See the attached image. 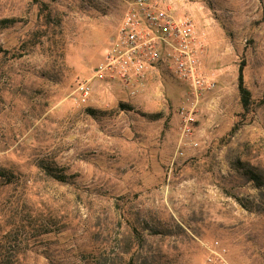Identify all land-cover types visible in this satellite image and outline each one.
<instances>
[{"label": "rangeland", "instance_id": "374dc122", "mask_svg": "<svg viewBox=\"0 0 264 264\" xmlns=\"http://www.w3.org/2000/svg\"><path fill=\"white\" fill-rule=\"evenodd\" d=\"M46 1L55 24L12 62L13 94L0 102V165L34 181L37 161L51 159L76 184L44 177L36 186L69 224L60 236L41 237L27 260L203 264L219 241L231 264H264V103L246 112L238 91L245 63L253 99L264 97V0H167L195 23L202 68L217 84L183 141L178 110L192 87L166 69L150 71L139 88L100 85L88 105L73 100L77 83L104 60L131 0ZM39 7L0 0V48L15 50L41 33ZM248 169L261 180H250ZM128 219L141 239L131 236ZM130 243L137 252L121 256L119 244L129 250Z\"/></svg>", "mask_w": 264, "mask_h": 264}, {"label": "built area", "instance_id": "2783aa9c", "mask_svg": "<svg viewBox=\"0 0 264 264\" xmlns=\"http://www.w3.org/2000/svg\"><path fill=\"white\" fill-rule=\"evenodd\" d=\"M203 52L195 23L188 17H178L167 0H131L104 60L91 78L77 83L73 100L88 105L100 85L120 83L136 89L145 85L150 71L166 69L192 87L191 97L187 96L178 110L183 141L193 135L201 103L217 90L216 82L202 68ZM208 250L203 264H231L227 248L219 241Z\"/></svg>", "mask_w": 264, "mask_h": 264}, {"label": "trees", "instance_id": "16d2710c", "mask_svg": "<svg viewBox=\"0 0 264 264\" xmlns=\"http://www.w3.org/2000/svg\"><path fill=\"white\" fill-rule=\"evenodd\" d=\"M34 1L40 6L41 33L34 34L15 50L0 48V102L5 100V92L12 93L13 85L16 82L11 73L12 62L33 52L55 24L53 11L49 3L46 0ZM7 22L12 23L14 20H7ZM238 91L240 104L246 112H250L253 105L264 103V97L256 102L252 97L251 90L246 85L245 63H242L239 67ZM237 129L236 125L232 132L234 133ZM35 166L37 168L36 177L29 176L34 179L33 181L16 167L0 165V264H31L27 260L29 248L33 249L35 245L41 243V237L43 236L52 233L57 236L64 234L66 232L64 227L69 224L66 221V216L60 213L53 204L44 202L36 186L40 184V180L44 177L49 182L51 181L53 185H75L74 175L51 159H41L37 161ZM246 174L250 180H261L259 174L251 169H248ZM238 200L245 208L251 209L243 198ZM121 216L124 219L127 218L125 212H120ZM129 222L132 226L131 236H134V238L138 236L141 239L142 233L134 224V221L129 220ZM55 227L58 228L56 232H44L45 229L52 230ZM121 246L119 244L118 248L121 256L131 254V252L135 254L139 249L137 247L139 245H133V243H130L129 250H125ZM93 251H95V248ZM42 255L49 259L45 254ZM117 264L124 263L120 261Z\"/></svg>", "mask_w": 264, "mask_h": 264}]
</instances>
